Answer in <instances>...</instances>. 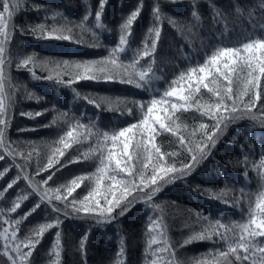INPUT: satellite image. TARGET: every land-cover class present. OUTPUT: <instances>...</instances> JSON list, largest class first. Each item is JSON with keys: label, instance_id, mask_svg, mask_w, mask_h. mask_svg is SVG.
I'll use <instances>...</instances> for the list:
<instances>
[{"label": "snow or ice", "instance_id": "obj_1", "mask_svg": "<svg viewBox=\"0 0 264 264\" xmlns=\"http://www.w3.org/2000/svg\"><path fill=\"white\" fill-rule=\"evenodd\" d=\"M204 2L207 17L201 0H132L130 5L116 0L119 19L113 29L110 0H81L78 19L42 0H0V178H5L0 185V264H35L37 246L53 229L47 264H62L66 220L83 221L76 246L80 264H88L93 231L111 240L110 229L117 245L110 264H131L122 222L138 204L146 220L142 264H264V139L258 153L252 139L256 129L264 132V0ZM169 5L186 6L188 14L173 15ZM22 12H34L35 19L17 23ZM142 13L148 23L137 42L134 25ZM165 24L180 38L176 55L185 62L175 64L171 73L157 60L167 39ZM114 31V40L105 43V33ZM26 36L104 52L92 58L42 56L35 49L26 51L24 40L17 43ZM13 68L29 73L32 82H47L54 97L49 100L34 85L16 80ZM81 81L129 86V94L84 92ZM62 90L64 100L58 101ZM24 100L44 106L21 109L19 115L35 123L16 131L49 129L51 139L11 137L16 106ZM240 121L248 122L238 130L240 139L224 140ZM221 142L240 149L241 158L229 163L243 168L245 183L237 186L221 172L223 187L192 184L193 175L216 159ZM216 164L226 166L220 160ZM10 169L15 175L6 178ZM250 171L257 182L254 191L247 186ZM177 182L237 209L240 218L224 209L215 214L189 209L194 226L185 225L188 234L173 241L165 220L169 202L159 197ZM24 201L30 206L18 212ZM34 213L43 214V222L25 224ZM194 242L211 246L187 258L178 254Z\"/></svg>", "mask_w": 264, "mask_h": 264}, {"label": "trees", "instance_id": "obj_2", "mask_svg": "<svg viewBox=\"0 0 264 264\" xmlns=\"http://www.w3.org/2000/svg\"><path fill=\"white\" fill-rule=\"evenodd\" d=\"M42 2L49 5V7L63 8L66 11V14L79 18V14L82 11L81 0H42ZM147 4L151 3V0H145ZM216 3L220 5H227L228 0H215ZM241 3H245L246 0H240ZM251 3L252 0H247ZM110 3L113 5V9L109 10L108 20L109 26L115 29V25L118 22V16L115 12V3L116 0H110ZM127 4H131L132 0H126ZM186 4V0H185ZM167 10H169L173 15L185 16L188 14V9L186 6L182 5H169ZM201 12L207 17L208 16V6L201 0L200 4ZM25 19L33 20L35 19L34 12L21 13L17 16L16 22L23 23ZM148 23V18L146 13L141 14V18L138 19V22L134 25L137 42L139 41L140 35L143 30L146 28ZM207 24L208 21L206 20ZM164 34L167 39L160 46L157 53V60L161 62L162 66L165 68L167 73H171L175 64H180L184 66L185 62L182 59H179L176 55V47L181 42L180 38L175 35V30L170 28L167 24L164 25ZM115 31L112 35L105 33L104 42L108 43L114 40ZM22 39L25 41L24 48L25 50L35 49L40 55H50V56H64V57H75V58H92L97 54H103L104 49H93L87 47V44L77 45L70 44L66 41H36L31 36L19 37V40ZM86 40H90L91 36L86 34ZM38 75H46V72H41L40 69H35ZM13 77L19 81H27L30 86H35V90L41 94L45 95L49 100H51L55 93L54 90L47 84V82H32L29 79V73L24 70L17 71L15 68L12 70ZM170 78V77H169ZM80 85H86L82 87L84 92H107L113 95L129 94L128 87L125 85H111V84H94L91 81H81ZM162 85V82H161ZM65 91H61V95L56 97L58 101L64 100ZM70 98V94H69ZM66 103V100H65ZM41 106H44V102L37 103L36 101H21L16 106V114L13 119L12 128L10 129V135L13 139L22 138V139H51L52 131L49 129H37L35 131H24L18 133L16 131L17 127L21 128H31L35 121L30 120L26 117H21L19 111L21 109H38ZM90 107V106H89ZM198 115V114H196ZM105 116H111V113H105ZM43 119V118H37ZM206 120V118H205ZM188 123L192 124L193 121L191 117L188 118ZM247 121H240L235 125H231L228 131L225 133L224 140L228 142H236L240 139L239 131L244 126L247 125ZM253 141L257 145L256 151L259 152V144L262 139H264V132L259 129L254 131L252 137ZM162 140L161 137H158V141ZM165 147H169L167 140L163 139ZM218 151L216 152V159L211 160L207 163L206 167L202 171H198L193 175L191 179L192 184H201L203 186L212 187L218 189L224 186V176L221 175V172L227 174L229 181L235 183L237 186L244 184V180L241 176L243 168L241 166L233 167V163H229V160H235L240 157V149L235 146L234 143H224L221 142L218 145ZM258 159V155L255 157ZM216 160H220L225 167H218ZM3 165V161H0V166ZM75 167V166H69ZM90 170V169H89ZM63 171V170H62ZM15 175V169H10V173L6 174V178ZM250 183L247 184L249 188L253 191L256 189V178L255 175L250 171L249 172ZM5 183V178H0V185ZM20 183V182H18ZM16 186H13V189H9V193L6 194L9 198L14 197ZM77 191H80L77 189ZM75 195V193H74ZM161 200L168 201L166 205V216L165 220L168 224L169 236L173 241L182 239L183 236L187 235L190 231V227L194 226L192 224L195 219L194 213H190L189 209L202 211L204 214L209 212L215 214L220 209H224L227 215H230L234 219L240 218V212L235 208H229L226 205L220 204L218 201L208 199L206 197L200 196L197 193H194L189 190L188 186L182 183L177 182L176 184L169 185L159 197ZM175 201V204L171 202ZM3 201H0V204H3ZM30 206L28 201H24L21 204V209L17 211L26 210ZM142 205H137L130 214L123 218L122 222V231L126 236V243L128 244L127 252L128 259L131 264H142L143 255L142 250L144 246V236L145 231V217L141 214ZM15 215V214H13ZM43 214L37 215L32 214L25 221V224H35L37 222H43ZM78 225L80 227H78ZM188 225L190 227H186ZM63 243L65 245V250L62 253V264H80V254L76 250L80 235L82 234L83 221L79 220H66L63 224ZM26 231V229H24ZM54 231L49 230L48 233H45L44 238L41 242V245L37 246V250L34 252V261L35 264H47L49 259L47 255V249L50 246L52 235ZM114 229L108 231V235L112 236L111 240H106L105 235L99 230H94L93 234L89 238L88 243V252H87V261L88 264H110V261L114 258V252L116 250V237L114 236ZM211 245L208 242H194L188 246L179 250V255L184 258L189 256H195L197 254H203Z\"/></svg>", "mask_w": 264, "mask_h": 264}]
</instances>
